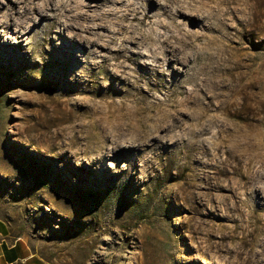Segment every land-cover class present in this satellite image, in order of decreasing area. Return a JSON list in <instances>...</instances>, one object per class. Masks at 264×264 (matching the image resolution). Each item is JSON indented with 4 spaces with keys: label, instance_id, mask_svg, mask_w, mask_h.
Listing matches in <instances>:
<instances>
[{
    "label": "bare ground",
    "instance_id": "bare-ground-1",
    "mask_svg": "<svg viewBox=\"0 0 264 264\" xmlns=\"http://www.w3.org/2000/svg\"><path fill=\"white\" fill-rule=\"evenodd\" d=\"M36 1L0 0V32L9 35L11 41L7 43L21 45L27 36H33L30 29L39 21L47 28L39 49L32 48L20 60L17 58L22 70L17 98L24 99V106L29 108L26 121L30 134L51 143L50 149L57 144L63 157L69 163L77 161L81 169L95 165L99 156L118 154L126 145L139 153L131 159L122 158L132 168L146 159L148 146L161 144L156 152L162 155L173 145H180V152L184 151L185 159L194 162L195 168L193 173L182 168V173L173 178L188 175L195 181L182 180L174 191L175 198H184L185 193L192 214L200 217L203 205L198 172L206 157L216 162L218 174L216 182L206 186L209 200L215 193L226 192L234 210L257 216L256 223L264 226V219L257 214L264 212V205L252 209L251 197L242 198L264 179L262 160L257 159L259 166L255 169L248 168L258 157L252 146L261 141L264 129V110L254 115L249 101L253 94L260 99L264 96V85L248 82L245 71L250 63L233 51L236 46L231 31H241L249 41L252 37L245 22H236L238 15L232 8L236 0H160L158 8L153 0H141V4L136 0H107V9L94 16V5L86 0H43L40 6ZM196 18L207 19L200 31L193 26ZM96 21L107 28L108 34L99 37L94 33L91 24ZM149 22L153 24L150 29L141 27ZM57 24L69 32L70 45L54 42ZM118 36L121 39L113 45ZM203 39L211 50L218 48V54L211 51L204 57L186 52L185 48H194ZM175 43L181 46L178 51ZM77 46L81 53L66 49ZM160 48H166L170 65L164 63ZM199 61L204 65L197 68ZM58 62L68 67L65 72L57 73ZM164 65L174 72L160 70ZM172 84L177 89H172ZM214 86L233 97L228 105L239 100L241 107H210L203 93ZM178 89L192 100L186 103L180 99ZM158 94L164 99L160 100ZM185 118L192 122L187 123ZM258 192L257 198L264 200V185ZM249 226L239 230L241 241L234 253L242 257L240 264H260L264 258V228Z\"/></svg>",
    "mask_w": 264,
    "mask_h": 264
},
{
    "label": "rangeland",
    "instance_id": "rangeland-1",
    "mask_svg": "<svg viewBox=\"0 0 264 264\" xmlns=\"http://www.w3.org/2000/svg\"><path fill=\"white\" fill-rule=\"evenodd\" d=\"M86 1L94 5L92 16L107 9V0ZM141 2L135 1L136 4ZM152 2L158 8L162 1ZM236 2L237 5L232 6L238 15L236 22H245V29L252 37L249 41L241 31H231L236 46L233 51L241 55L245 63H250L245 71L248 82L258 86L260 81L264 85V0ZM36 3L40 6L44 1L37 0ZM206 21L196 18L193 26L199 30ZM97 22L91 24L95 27L94 33L99 37L108 34L107 28ZM151 26V22L141 25L144 29ZM180 28L185 29V26ZM55 29L54 42L70 45L69 32L58 24ZM30 31L33 36H27L21 45L15 41L7 43L11 41L9 35L0 32V52H4L0 53V241L3 238L9 244L23 241L47 264L242 263V257L234 253L235 246L241 241L239 230L250 224V228L257 230L264 226L256 223L257 216L234 210L233 201L225 197L226 192L215 193L209 200L206 186L214 184L218 178L215 161L205 157L202 159L204 164L199 167L201 180L197 182L202 187L199 197L203 210L197 218L189 208L185 193H182L184 198L174 197L182 180L195 181L194 176L188 175L173 178L182 173V168L192 173L195 168L194 162L188 163L185 159L184 151L180 152V145H173L162 155L156 152L161 144L146 147V159H140L136 168L122 160L139 155L126 145L118 154L108 158L99 156L95 165L81 169L77 161L69 163L68 158L63 157L57 144L50 149L51 143L36 139L28 132L26 115L29 108L24 106V99L17 98V88L20 89L18 75L22 71L18 59L32 48L39 49L47 28L43 21H39L38 26ZM120 39L118 36L113 45H117ZM206 41L200 40L194 48L185 50L198 52L204 57L211 51L218 54V48L211 50ZM2 47H7V51ZM180 47L175 43L176 51ZM66 49L81 53L80 46ZM158 52L162 53L164 63L170 65L166 48H160ZM169 65L160 70L174 72ZM203 65L199 61L195 66ZM56 66L57 73L68 68L63 62ZM174 66L179 68V65ZM174 74L180 77V73ZM182 78L188 79L189 76ZM171 88L177 89L173 84ZM177 92L186 103L192 100L181 89ZM203 95H206L205 102H210V107L232 110L242 105L239 100L228 105L230 98L234 101L233 97L217 86L208 87ZM158 98L163 100L164 95L158 94ZM249 102L254 115L264 110V96L260 99L253 94ZM185 121L192 122L191 118H185ZM252 149L256 150L258 157L248 166L251 170L259 166L257 159L264 163V129L261 141ZM262 173L264 175V167ZM263 185L264 179L243 193V199L251 197L252 209L264 205L263 198H257ZM257 214L264 219V212ZM226 235L231 238L224 240ZM247 239L250 241L251 237ZM260 264H264V258Z\"/></svg>",
    "mask_w": 264,
    "mask_h": 264
},
{
    "label": "crops",
    "instance_id": "crops-1",
    "mask_svg": "<svg viewBox=\"0 0 264 264\" xmlns=\"http://www.w3.org/2000/svg\"><path fill=\"white\" fill-rule=\"evenodd\" d=\"M1 264H47L42 258L35 256L23 241L8 243L6 238L0 241Z\"/></svg>",
    "mask_w": 264,
    "mask_h": 264
}]
</instances>
